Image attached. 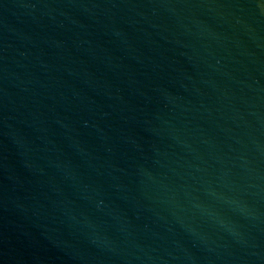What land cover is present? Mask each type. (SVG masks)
<instances>
[{"label":"water","instance_id":"1","mask_svg":"<svg viewBox=\"0 0 264 264\" xmlns=\"http://www.w3.org/2000/svg\"><path fill=\"white\" fill-rule=\"evenodd\" d=\"M0 264H264V0H0Z\"/></svg>","mask_w":264,"mask_h":264}]
</instances>
